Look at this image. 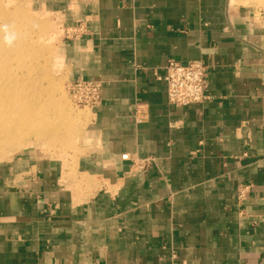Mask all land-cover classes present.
<instances>
[{
    "label": "crops",
    "instance_id": "obj_1",
    "mask_svg": "<svg viewBox=\"0 0 264 264\" xmlns=\"http://www.w3.org/2000/svg\"><path fill=\"white\" fill-rule=\"evenodd\" d=\"M29 2L64 33L83 27L62 65L100 81L102 102L73 160L0 161V264H264V8ZM168 59L206 67L202 104L167 102Z\"/></svg>",
    "mask_w": 264,
    "mask_h": 264
},
{
    "label": "rangeland",
    "instance_id": "obj_2",
    "mask_svg": "<svg viewBox=\"0 0 264 264\" xmlns=\"http://www.w3.org/2000/svg\"><path fill=\"white\" fill-rule=\"evenodd\" d=\"M264 8V0H256ZM66 34L29 0H0V161L26 150L71 161L84 153L91 110L67 90Z\"/></svg>",
    "mask_w": 264,
    "mask_h": 264
},
{
    "label": "built area",
    "instance_id": "obj_3",
    "mask_svg": "<svg viewBox=\"0 0 264 264\" xmlns=\"http://www.w3.org/2000/svg\"><path fill=\"white\" fill-rule=\"evenodd\" d=\"M83 27L78 25L75 29L65 31L67 36L81 34ZM162 72H155L159 81L165 84L167 102L174 106H188L191 104H202L208 98L207 69L198 60L181 62L176 59H168ZM68 93L72 101L79 106L87 107L91 111L102 102V83L92 80L69 81ZM123 160L128 155L121 156ZM147 160L141 161L140 168H144ZM248 187H240L238 199L244 198ZM171 264H176L175 262Z\"/></svg>",
    "mask_w": 264,
    "mask_h": 264
}]
</instances>
